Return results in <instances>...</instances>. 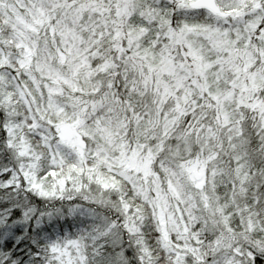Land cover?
Masks as SVG:
<instances>
[{"label":"snow or ice","instance_id":"snow-or-ice-1","mask_svg":"<svg viewBox=\"0 0 264 264\" xmlns=\"http://www.w3.org/2000/svg\"><path fill=\"white\" fill-rule=\"evenodd\" d=\"M0 264H264V0H0Z\"/></svg>","mask_w":264,"mask_h":264}]
</instances>
